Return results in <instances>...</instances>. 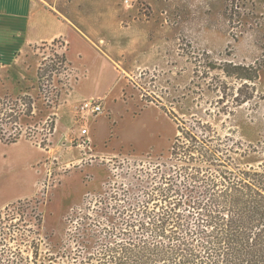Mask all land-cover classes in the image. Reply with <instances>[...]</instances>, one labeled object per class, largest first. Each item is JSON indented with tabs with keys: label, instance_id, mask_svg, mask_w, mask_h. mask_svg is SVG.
<instances>
[{
	"label": "rangeland",
	"instance_id": "374dc122",
	"mask_svg": "<svg viewBox=\"0 0 264 264\" xmlns=\"http://www.w3.org/2000/svg\"><path fill=\"white\" fill-rule=\"evenodd\" d=\"M94 2L102 13L112 5L121 8L119 26L114 27L109 41L97 42L112 50L118 70L111 108L105 99H95L101 111L85 113L81 110L85 100L68 99L66 95L75 77L72 72L67 86H58L63 98L52 107L53 116L39 119L50 107L38 94L34 117L19 120L22 133L34 144L44 141L49 150L42 154L43 160L40 153L35 154L37 177L32 168L22 166L21 171L22 182L30 183L29 192L33 190V180L37 181L34 196L26 199L37 201L42 214L37 264H80V245L75 242L74 233L80 229V210L86 198L102 197L115 184L130 183L134 171L149 161H165L177 131L162 109L184 119L205 120L206 112H210L209 121L221 136L228 134L229 129L235 130L238 140L256 150L245 157L237 156V164L256 166L264 158V72L255 83L257 97L229 117H212V105L217 100L214 95L206 92L198 97L188 90L197 53L207 52L217 62L232 60L244 64L259 56L264 0ZM37 55L41 60L49 55V50L37 51ZM107 74L103 75L106 80ZM214 76L215 73L209 75ZM56 80L66 82L61 74L54 83ZM4 97L16 98L0 86V98ZM50 118L59 120L64 137L59 134L50 141L46 130ZM100 119L105 120L107 132L102 137L96 134L95 145L92 124ZM82 129H87V133L82 134ZM3 132L7 137L14 131L6 127ZM59 249L68 252L65 255L72 259L61 258Z\"/></svg>",
	"mask_w": 264,
	"mask_h": 264
},
{
	"label": "trees",
	"instance_id": "16d2710c",
	"mask_svg": "<svg viewBox=\"0 0 264 264\" xmlns=\"http://www.w3.org/2000/svg\"><path fill=\"white\" fill-rule=\"evenodd\" d=\"M261 36L260 54L250 64L217 62L207 52L194 56L188 90L198 97L206 92L215 96L212 117L232 116L257 97L255 83L264 72V26ZM46 49L37 85L52 108L59 101L58 86H67L74 71L61 39L36 47ZM212 73L215 78L209 77ZM60 74L66 82L54 83ZM33 110L34 100L27 95L0 98V140H30L19 119ZM162 110L177 131L167 158L147 162L130 183L115 184L102 197L86 198L74 233L80 264H264V158L256 166L237 164V156L256 150L238 140L235 130L221 136L209 121L210 112L202 120ZM6 127L14 131L7 137ZM53 129L50 118L47 134ZM36 145L47 146L44 141ZM261 152L264 157V148ZM41 227L37 201H18L0 210V264H37ZM59 253L68 259V252Z\"/></svg>",
	"mask_w": 264,
	"mask_h": 264
},
{
	"label": "crops",
	"instance_id": "0c3cea01",
	"mask_svg": "<svg viewBox=\"0 0 264 264\" xmlns=\"http://www.w3.org/2000/svg\"><path fill=\"white\" fill-rule=\"evenodd\" d=\"M94 1L0 0V86L16 97H31L34 100L32 115L40 100L37 85L40 59L36 47L56 39H61L66 45V60L73 71L74 68L76 70L73 86L66 95L68 99L75 102L105 99V104L111 108L115 100L111 93L116 88L118 70L112 50L104 49L98 43L106 44L114 27L119 26L121 8L112 5L102 13L100 5ZM104 73H108L107 80L103 77ZM60 96L62 99L63 95ZM53 110L47 108L39 119L53 116ZM32 115L21 116L19 120L31 119ZM92 125L95 135L93 144L98 145L96 134L99 133L100 137L106 134L107 125L103 119ZM59 134V120L55 118L50 141ZM62 135L60 137H64ZM37 152L46 155L49 150L25 138L10 144L0 140V209L34 196L36 179L33 180V190L29 192L30 183L22 182L21 171L22 166L36 170Z\"/></svg>",
	"mask_w": 264,
	"mask_h": 264
},
{
	"label": "built area",
	"instance_id": "2783aa9c",
	"mask_svg": "<svg viewBox=\"0 0 264 264\" xmlns=\"http://www.w3.org/2000/svg\"><path fill=\"white\" fill-rule=\"evenodd\" d=\"M81 110L85 113H99L101 111V107L96 100L90 99L84 101L81 106ZM81 133L86 134L87 129H82Z\"/></svg>",
	"mask_w": 264,
	"mask_h": 264
}]
</instances>
